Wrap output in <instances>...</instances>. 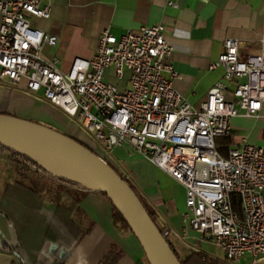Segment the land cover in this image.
Here are the masks:
<instances>
[{
	"label": "built area",
	"instance_id": "built-area-1",
	"mask_svg": "<svg viewBox=\"0 0 264 264\" xmlns=\"http://www.w3.org/2000/svg\"><path fill=\"white\" fill-rule=\"evenodd\" d=\"M44 2L0 0V79L12 86L24 80L28 93L41 92L52 106L80 120L104 161L114 149L128 147L179 183L185 190L184 221L227 264L264 257V147L241 139L223 157L216 145L217 139L230 138L232 119H255L264 106V40L258 54L246 59L239 58L236 40H224L210 69L223 68L224 81L235 84L234 101H226V86L218 81L196 110L173 87L180 76L171 65L163 25L119 39L105 31L93 57L74 59L63 73L56 59L42 55L43 46L55 47L57 38L31 21L49 19ZM107 69L116 79L128 73V88L109 83ZM161 235L167 242L174 236L168 229Z\"/></svg>",
	"mask_w": 264,
	"mask_h": 264
},
{
	"label": "crops",
	"instance_id": "crops-1",
	"mask_svg": "<svg viewBox=\"0 0 264 264\" xmlns=\"http://www.w3.org/2000/svg\"><path fill=\"white\" fill-rule=\"evenodd\" d=\"M44 4L50 6L49 19L31 21L45 35L57 38L55 47L43 46L42 55L56 59L63 73L74 59H91L105 31L119 39L130 31L163 25L170 62L180 76L173 87L196 110L218 81L226 86V101H234L235 84L224 81L222 67L210 69L223 52L224 40L238 42L240 59L258 54L264 40V0H45ZM105 75L118 89L128 88V73L116 79L107 69ZM0 114L61 131L87 147L94 145L84 129L41 92L28 93L1 79ZM230 124V144L241 139L254 144L264 138V106L257 118L236 117ZM108 161L137 189L160 229L173 233L169 242L174 248L203 252L199 248L203 240L184 221L185 190L179 183L128 147L114 149ZM25 169L21 176L6 151L0 150V264H97L111 245L122 252L117 264H148L136 239L114 224V209L106 196L46 178L31 166ZM245 260L264 264V257L256 263L245 258L238 264Z\"/></svg>",
	"mask_w": 264,
	"mask_h": 264
},
{
	"label": "water",
	"instance_id": "water-1",
	"mask_svg": "<svg viewBox=\"0 0 264 264\" xmlns=\"http://www.w3.org/2000/svg\"><path fill=\"white\" fill-rule=\"evenodd\" d=\"M0 147L26 157L40 167L42 165L35 159L39 155L69 160L81 170L92 187L80 185L106 196L141 247L148 264H181L128 184L79 141L49 127L0 114Z\"/></svg>",
	"mask_w": 264,
	"mask_h": 264
},
{
	"label": "trees",
	"instance_id": "trees-1",
	"mask_svg": "<svg viewBox=\"0 0 264 264\" xmlns=\"http://www.w3.org/2000/svg\"><path fill=\"white\" fill-rule=\"evenodd\" d=\"M82 144V143H81ZM229 138H220L216 140V145L217 148L219 150V152L221 154H223L224 152L226 153L227 148L229 147ZM84 145V144H82ZM85 146V145H84ZM87 147V146H86ZM88 149L92 150L91 148L87 147ZM0 150L6 151L3 148L0 147ZM93 151V150H92ZM9 153V158L13 160V163H15V169L16 171H18V173L21 176H24L27 172V170L25 169V165L31 166L33 168H35L37 171L41 172L39 169H42L38 164L34 163L33 161L27 159L26 157L17 155L15 153L6 151ZM95 153V152H94ZM105 162L107 164H109L122 178L123 180L128 184V186L132 189V191L135 193V195L137 196V198L139 199V201L141 202V204L143 205V207L145 208L146 212L148 213L150 219L156 224V226L158 227L159 231L161 232L160 227L157 225L156 219H155V215L153 213V211L151 210V208L147 205L146 201L143 199V197L139 194V192L137 191V189L130 183V181L128 179H126L125 177H123L111 164L109 161ZM42 174H45V172H41ZM49 176V175H48ZM51 177V176H50ZM58 180H62L63 182L67 183V184H73V182L66 180V179H58ZM238 203L237 199L234 198V204ZM113 222L115 225L118 226V228L123 231V232H128V227L127 225L124 223V221L122 220V218L120 217V215L118 213H116L114 211L113 214ZM168 245L171 248V250L173 251V253L176 255V257L178 258L179 262L181 264H227L224 261L212 257L210 255H207L203 252L200 251H191L187 257L182 260L178 253L176 252L174 246L168 241ZM122 257V252L115 246V245H111L108 250L103 254V256L101 257V259L99 260V262L97 264H117V262L120 260V258Z\"/></svg>",
	"mask_w": 264,
	"mask_h": 264
},
{
	"label": "rangeland",
	"instance_id": "rangeland-1",
	"mask_svg": "<svg viewBox=\"0 0 264 264\" xmlns=\"http://www.w3.org/2000/svg\"><path fill=\"white\" fill-rule=\"evenodd\" d=\"M25 86H26V83H25V81L23 80L22 81V83L18 86L20 89H25ZM73 121H74V123H76L77 125H79L80 127H82L81 126V122H80V120H77V119H72ZM54 130V129H53ZM56 131V130H55ZM57 132H60V133H62L61 131H57ZM62 134H64V133H62ZM238 134V136H240V138H245V133H243V132H238L237 133ZM64 135H66V134H64ZM71 136H75L78 140H80L81 141V139L77 136V135H72V134H70ZM87 137H88V139H90V141H94L93 140V138L91 137V136H89L88 134H87ZM82 142V141H81ZM84 142V141H83ZM85 144H86V142H84ZM253 145H255V146H259V147H264V138H258L257 139V142H255ZM87 146H88V143H87ZM230 147L231 148H234V147H236V144H230ZM89 148H93L92 150H94L95 148L93 147V145H89ZM93 152H95V153H97L98 154V152L96 151V150H94ZM6 155H9V153L8 152H6ZM223 157H225L226 156V153L224 152L223 154ZM42 168V167H41ZM41 172H45V177L46 178H51V179H61V178H59V177H55V176H53V175H51V174H49L47 171H45L43 168L42 169H39ZM49 175V176H48ZM51 176V177H50ZM57 181H60V183H62V184H67V183H65V182H63L62 180H57ZM73 184H76V185H79V186H81L80 184H78V183H75V182H73ZM68 185H72V184H68ZM44 187V186H43ZM105 196V195H104ZM234 209H235V211L240 215V210H241V206L238 204V203H235L234 204ZM184 210H185V208L184 209H182V212H184ZM184 213H186V211L184 212ZM200 250L201 251H203L204 253H206V254H208V255H210V256H212V257H215V258H221L222 256H221V253L219 252V250L212 244V243H210V242H208V241H201V243H200ZM175 250H176V252L178 253V255H179V257L182 259V260H184L186 257H187V255L190 253V252H188V250L186 249V247L185 246H177L176 248H175ZM249 260H245L244 262H242V263H245V264H249Z\"/></svg>",
	"mask_w": 264,
	"mask_h": 264
},
{
	"label": "bare ground",
	"instance_id": "bare-ground-1",
	"mask_svg": "<svg viewBox=\"0 0 264 264\" xmlns=\"http://www.w3.org/2000/svg\"><path fill=\"white\" fill-rule=\"evenodd\" d=\"M35 159H37L38 163L42 165L49 174L55 177L68 178L78 184L80 183L84 186L92 187L81 170L67 159L50 155H39L36 156Z\"/></svg>",
	"mask_w": 264,
	"mask_h": 264
}]
</instances>
